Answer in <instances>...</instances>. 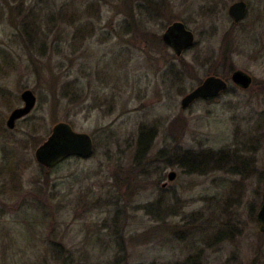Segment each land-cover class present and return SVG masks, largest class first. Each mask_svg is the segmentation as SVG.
<instances>
[{"label": "rangeland", "instance_id": "1", "mask_svg": "<svg viewBox=\"0 0 264 264\" xmlns=\"http://www.w3.org/2000/svg\"><path fill=\"white\" fill-rule=\"evenodd\" d=\"M47 1L58 15L66 3L82 5L85 9L94 0ZM95 1L101 9L93 13L99 17L90 14L89 20L83 16L80 21L92 22L94 35L77 50L78 45L72 39L76 23L72 24L68 16L62 22L56 19V25L45 28L46 54L27 48L17 36L21 19L16 7L22 3H5L0 49L8 53V58L0 70V101L7 99V102L0 104V122L7 133L0 136V161L5 137L17 142L27 140L24 151L17 146L16 158L23 154L30 166L23 168V190L16 199L7 201L1 196L4 200H0V264H57L52 241L61 243L73 254L77 264H185L196 254L201 256L203 264H253L254 252L260 245L264 247V236L258 223L250 218V205L256 204L258 213L263 202L253 194L256 183L252 171L244 170L242 176L231 174L230 170L228 174L224 171L189 174L180 159L150 161L169 146V136L183 131L179 144L184 151L222 150L227 159L233 154L243 155L254 168L264 169V146L257 151H246L243 145L249 138L250 123L259 119L264 123V89L256 86L264 84V37L260 38L255 28L251 30L258 10L249 22L230 32L232 21L228 8L239 0H224L225 8L215 15L207 11L214 6L205 3L209 0ZM252 1L254 9L262 6ZM125 3L132 9L144 3H155L156 8L153 11L147 4L148 10L143 13L135 7L132 18ZM68 13L73 16L74 7ZM175 21L184 22L194 32L197 43L180 58L163 42L156 41ZM227 31L232 33L235 43L231 65L250 74L253 87L237 89L211 104L199 100L183 110V97L213 72L209 58L219 57ZM151 36L154 40L146 41ZM183 61L192 68L182 75ZM170 64L177 71L170 72ZM181 75L182 90L171 83ZM69 84L73 89L70 90ZM231 87L236 86L231 84ZM25 89L35 93L37 106L10 131L6 127L7 119L14 109L23 105L20 95ZM180 117L184 122L182 130L174 123ZM60 123L89 135L94 143V155L89 159L67 158L46 179L35 152ZM143 125L155 133L140 161L150 164L142 171L144 176L136 174L130 188L120 191L121 183L135 172L139 162L136 156ZM162 169L164 176L159 181L155 173ZM171 172L176 174L172 181ZM221 179L243 180L247 194L240 207L232 208L229 217L223 214L237 223V231L232 235L235 241L212 242L213 246L207 248V242L197 243L193 222L197 218L195 214H202L205 222L212 212L206 201L222 191L223 187L215 186ZM160 190L169 194L163 196ZM159 199H169L173 210L168 212L176 216H164L158 222L148 216L144 207ZM126 204L129 208L119 219L123 239L115 245L110 243L109 225L117 209L122 210ZM40 210L47 211L46 219ZM206 234L201 236L207 239ZM209 238L208 242L213 239Z\"/></svg>", "mask_w": 264, "mask_h": 264}, {"label": "trees", "instance_id": "2", "mask_svg": "<svg viewBox=\"0 0 264 264\" xmlns=\"http://www.w3.org/2000/svg\"><path fill=\"white\" fill-rule=\"evenodd\" d=\"M42 0H0V23L4 21L5 15H6V4L5 3H22L18 8L16 7V11L18 13V16L20 17L19 27H18V37L23 40L25 46L31 50L38 49L37 51H40L42 54H46L48 51V41L47 37H45V28H47L50 25H54V21L60 20L61 22L64 20V18H67V16L71 19L72 24L75 25V30L72 36L74 45L77 44L78 48L77 50L84 44V42L92 37L95 33L94 26L92 25V22L82 23L80 22L82 17H86V19L89 20L90 14L95 15L93 12H96V10L101 9V6L98 1H92L89 6H87L85 9H83V6H76L74 3H66L57 12L58 15L55 14L54 9L52 10V4L49 3L47 0L41 2ZM52 3H56L55 0H52ZM75 1V0H73ZM136 1V0H135ZM34 3V4H32ZM48 3V4H47ZM97 3V4H96ZM73 4L75 6H73ZM147 4H150L153 11H155L156 5L155 3H144L143 6H140L137 4L135 7L140 11L143 10V13H146L148 10ZM164 6L165 3H159V5ZM129 3H125V8L130 17L134 18L133 13L135 10V7L132 9L130 6H128ZM74 7V13L73 16H70L68 13V10L72 9ZM137 10L135 11V13ZM99 17L98 15H95V18ZM78 20V21H77ZM56 25V23H55ZM128 28V27H127ZM151 38V39H150ZM154 40V37H148L146 41ZM157 42H163L162 37L156 38ZM164 44V42H163ZM165 45V44H164ZM197 46V43L195 44ZM194 46V47H195ZM235 46L234 39L231 35L228 34L224 37V40L222 41V47L220 48V55L219 57H215L212 59V56L209 58L212 62V70L210 76H218L222 77L225 80H230V76L232 73L236 70L234 69V66L231 65V54L233 51V48ZM165 47H167L165 45ZM8 53L4 50L0 49V70L3 65V61L7 63ZM175 65V63H172V65ZM171 65V64H170ZM170 66V72L171 71H177L174 66ZM181 69H182V75L183 73L191 72L192 66L190 64H186L184 61L181 62ZM176 77L171 81V83L174 86L180 87L182 90V85L184 84V78L182 77ZM202 83V82H201ZM257 83V82H256ZM254 85V84H253ZM70 90L73 89L72 84L68 85ZM71 86V87H70ZM261 90L264 89V84L259 83L256 84ZM76 88V86H74ZM253 87V86H252ZM78 89V87H77ZM237 89L236 87H230L229 90L222 95H220L217 98L213 99H205L200 100L207 104L214 103L218 100H220L223 96L232 95L234 94ZM112 102H115V99L111 100ZM7 102V99L4 101H0V104L3 105ZM176 122V126L180 125V128L182 130L184 126L183 119L177 118L174 123ZM239 133L241 132L238 130ZM247 131H249L250 136L248 134L244 135L243 137L246 138L244 142V149L246 151H252L253 149L257 151V149L262 148L264 146V123L261 119L258 121L255 120L254 123H250V127H248ZM173 132V131H172ZM244 132V131H243ZM7 133V130L3 128V122H0V136H5ZM32 133V132H31ZM177 134L173 133V136H169V146L167 145L162 151H160L156 157L152 159L150 162H154L155 160L157 162H165L172 159H180L181 163L183 165H186V169L189 174H210V173H217L220 171H224L226 174L229 173V170L231 174L240 175L242 176L244 172H250L252 171V176L255 177V185L256 188L253 191L254 196L258 198V200H263L264 196V169H256L254 168L253 164L249 161L248 158H244L243 155L239 154H233L231 157L227 159V154L224 151H214V150H206L204 152H194V151H184V149L180 146V138L183 134L182 132L176 131ZM34 134V133H33ZM245 134V133H242ZM35 135V134H34ZM28 137V135H27ZM155 137V133L153 130H150L149 127L143 125L140 130L139 139H138V153L136 156V162L137 166L135 167V172L128 178H126L125 183H121L120 185V191L125 189L127 191L130 188V183L132 184V181L137 177L136 174L139 173L138 176H144V172L146 171L149 163L140 162L143 159L145 150L148 149L149 146H151V141ZM7 141H5L2 150L4 153L3 159L0 161V200L1 196L6 197L5 200L7 201H14L16 197L20 194V192L23 190V172L24 169L28 168L30 166V163H27L25 160L23 154L20 159L17 160L16 154L18 151L17 146L20 145V150L24 151L28 147L29 141L22 140L20 142H17L16 140H13L12 138H7ZM175 140H178V142H175ZM250 145L254 146L251 147ZM236 158V160H235ZM238 158H241L239 161ZM234 161V162H233ZM152 166V165H150ZM24 168V169H23ZM184 168V167H183ZM245 170V171H244ZM42 172L47 179L49 177L50 172L47 171L44 167L42 168ZM142 172V173H141ZM159 181L164 176L163 169L158 170L157 173ZM43 176V177H44ZM155 177V176H154ZM157 178V177H156ZM155 178V179H156ZM250 177H244V179H248ZM154 182H152L153 184ZM156 187L159 186V183H156ZM155 185V184H154ZM215 186L217 187H223L222 191L215 195L213 198L207 199V205L209 208V211L212 210L211 213H208L207 218L205 219V222L202 221V214H195L197 217L196 220L193 222L195 223V230L192 229L193 234L197 238V243L203 242L206 243L207 248H211L213 246V243H222V242H234V238L232 235H234L237 231V223L232 221V218H229L228 220L223 216V214L227 213V216H230V212L232 211V208L234 206L240 207L244 197L247 194V186L243 183V180L240 182H235L231 180H225L221 179V182H215ZM163 196H167V191L160 190ZM125 195V192L123 193ZM36 197V196H34ZM4 202V201H3ZM212 207V208H210ZM128 205L126 204L123 209H117V213L113 217L114 219L111 224L109 225V237H110V243L118 245L119 240L122 238V229L120 227V217H122L123 213L127 211ZM144 210L146 211L147 215L152 217V219L156 220L157 222L165 219V217L168 216H176V214L168 211L173 210V203L170 202V200L162 201V199H159L153 203H151L148 206L144 207ZM42 211V217L43 219L47 218V211ZM164 212V214H163ZM250 212V218L253 219V221L257 222L256 214H257V206L256 204H252L249 207ZM170 213V214H168ZM236 223L235 227L232 223ZM205 223V224H204ZM258 223V222H257ZM124 224L123 226H125ZM198 226V227H197ZM204 226V227H203ZM259 226V224H258ZM203 227V229H202ZM108 229V227H106ZM201 233H207L208 238L209 235L212 234L213 239H210L209 242L207 239H204L203 235L201 236ZM206 234V235H207ZM262 236H264V233L260 232ZM179 239H182L180 237ZM200 239V240H199ZM213 242V243H212ZM54 244L53 246V255L54 259L57 262V264H77L74 261L73 254L68 253L67 249L61 244L56 243L55 241H52ZM199 254V253H198ZM255 260L253 261V264H264V247L263 245H260L256 252H254ZM185 264H203L201 261V256L199 255H192L189 257L188 261Z\"/></svg>", "mask_w": 264, "mask_h": 264}, {"label": "water", "instance_id": "3", "mask_svg": "<svg viewBox=\"0 0 264 264\" xmlns=\"http://www.w3.org/2000/svg\"><path fill=\"white\" fill-rule=\"evenodd\" d=\"M229 14L235 22H240L246 14L245 4L242 2L235 3L230 7ZM163 42L173 49L177 57H182L185 51L194 47L196 37L193 31L189 30L183 22H175L163 34ZM253 82V77L242 70H235L230 81L218 76H208L199 86L183 97L181 107L186 110L199 100L217 98L227 92L231 84L239 89L248 90ZM20 98L23 105L13 110L6 122V126L10 130H14L17 122L27 118L37 106V97L30 89L24 90ZM93 155L94 143L92 138L87 134L75 132L70 125L65 123L55 126L49 139L35 152L38 164L48 171H51L57 164L67 158L89 159ZM175 177L174 172L169 174L170 181L174 180ZM256 218L259 229L263 233L264 198Z\"/></svg>", "mask_w": 264, "mask_h": 264}, {"label": "flooded vegetation", "instance_id": "4", "mask_svg": "<svg viewBox=\"0 0 264 264\" xmlns=\"http://www.w3.org/2000/svg\"><path fill=\"white\" fill-rule=\"evenodd\" d=\"M257 3H260L259 5H262L261 7H259L258 9H254V7H253V4L252 3H254L252 0H239V1H237V2H242V3H244L245 4V8H246V14H245V17H244V19L243 20H241L240 22H235V20L230 16V14H229V9H230V7L232 6V5H234L235 3H237V2H234V3H232L230 6H229V8H228V16H229V18H230V20L232 21V27H231V29L229 30L230 32H233L234 31V29H236L237 27H239V26H242V25H244L245 23H247V22H249L250 21V19H251V17L253 16V13L256 11V10H258V11H256V13L257 14H255L256 15V18L254 19V20H252L253 21V24H251L252 25V29L251 30H253L254 28L257 30V31H259L258 33H260L259 34V36H260V38H262V37H264V34L262 33V32H264V27H261V24H263L264 23V21H263V18H264V0H255ZM205 3H213V7L212 8H210L209 7V10H207L208 12H210V14H214L215 15V13H218V12H220V11H222V8H225V6H222L223 5V3H226L224 0H209V1H206ZM200 11H202L201 9H200ZM175 22H182V21H175ZM175 22H172L171 23V25L173 24V23H175ZM184 23V22H183ZM185 24V23H184ZM170 25V26H171ZM186 25V24H185ZM170 26H168L167 27V29L170 27ZM187 26V25H186ZM188 28V27H187ZM166 29V30H167ZM189 29V28H188ZM190 30V29H189ZM229 31H227V35L229 34ZM194 33V32H193ZM196 37V36H195ZM162 40H163V35H162ZM261 43H262V41H260ZM169 49H171L172 51H173V49L172 48H170L169 46H167ZM188 51V50H187ZM187 51H185L184 53H186ZM174 52V51H173ZM184 55V54H183ZM180 58V57H179ZM254 80V79H253ZM230 87H231V85H230ZM15 110V109H14ZM20 122V121H19ZM18 122V123H19ZM17 123V124H18ZM10 131H12V130H10ZM95 149V148H94ZM53 170V169H52ZM51 170V171H52ZM163 188H165V186H163Z\"/></svg>", "mask_w": 264, "mask_h": 264}]
</instances>
